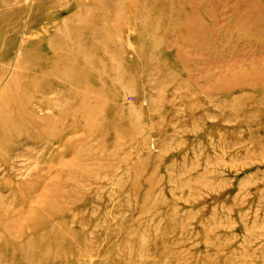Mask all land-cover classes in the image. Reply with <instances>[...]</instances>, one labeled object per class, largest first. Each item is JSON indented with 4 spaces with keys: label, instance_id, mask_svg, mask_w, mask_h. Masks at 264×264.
<instances>
[{
    "label": "rangeland",
    "instance_id": "obj_1",
    "mask_svg": "<svg viewBox=\"0 0 264 264\" xmlns=\"http://www.w3.org/2000/svg\"><path fill=\"white\" fill-rule=\"evenodd\" d=\"M0 264H264V0H0Z\"/></svg>",
    "mask_w": 264,
    "mask_h": 264
},
{
    "label": "bare ground",
    "instance_id": "obj_2",
    "mask_svg": "<svg viewBox=\"0 0 264 264\" xmlns=\"http://www.w3.org/2000/svg\"><path fill=\"white\" fill-rule=\"evenodd\" d=\"M57 43H58L56 44L57 46L61 45L64 48H66L65 55L69 54V56L68 55L67 56L70 57L71 60H72V55L74 53H77L80 50L77 46V39L72 36L71 31L70 32H68L67 30L62 31L60 35V41H57ZM66 65L68 67L67 72L70 73L73 70V66H74L73 60L72 61L69 60V63ZM22 78H23V75L20 73V70H19L18 73H16L14 76V80L16 84H20L22 82Z\"/></svg>",
    "mask_w": 264,
    "mask_h": 264
}]
</instances>
